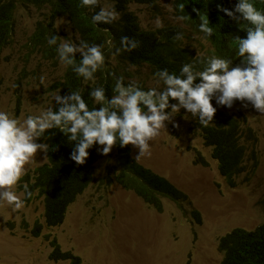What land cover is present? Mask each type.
Segmentation results:
<instances>
[{
    "label": "rangeland",
    "instance_id": "1",
    "mask_svg": "<svg viewBox=\"0 0 264 264\" xmlns=\"http://www.w3.org/2000/svg\"><path fill=\"white\" fill-rule=\"evenodd\" d=\"M173 1L132 3L129 9L143 28H157L159 18L163 26L185 29ZM103 4L111 9L109 0ZM48 19V7L17 2L11 39L0 49V111L20 121L53 108L52 97L63 79L65 66L60 59L44 58L31 43L34 31ZM53 23L61 43L79 45V36L66 16H58ZM186 42L202 56L210 53L209 43L197 34L188 33ZM129 73L157 87L150 67L131 66ZM212 104L241 120V139L247 150L245 168L230 180L219 173L211 146L196 129V118L183 108L172 113V121L179 126L166 121V129L149 142L150 157L136 159L139 150L128 145L133 159L187 194L191 207L200 213L199 222L184 213L186 206L163 198L162 210L157 211L122 187L115 179L119 168L109 169L115 163L116 145L100 160L96 175L69 204L59 225L45 224L42 197L24 200L17 186L13 190L24 200L21 210L13 212L0 201V264H69L50 257L52 239L62 251L78 255L80 264H219L222 235L236 227L253 229L264 223V114L240 101L231 108L216 100ZM46 160V153L38 150L35 161L26 166L27 173ZM36 224L41 226L39 235L33 234Z\"/></svg>",
    "mask_w": 264,
    "mask_h": 264
},
{
    "label": "trees",
    "instance_id": "2",
    "mask_svg": "<svg viewBox=\"0 0 264 264\" xmlns=\"http://www.w3.org/2000/svg\"><path fill=\"white\" fill-rule=\"evenodd\" d=\"M111 8L120 14L119 19L111 24L94 23L92 16L105 8L103 0H98L95 8L82 6L81 0H0V49L7 46L13 30L14 11L17 2L32 6H46L49 9V19L34 31L31 43L38 53L46 59L59 58L57 48L60 37L56 34L53 20L58 16H66L81 41L89 45H99L105 56L104 65L94 74L95 79L85 81L73 72L71 66L65 67L63 79L57 87L61 96L70 91H79L89 109L100 107L96 105L88 93L92 88L103 87L107 98L115 95L116 79L124 77V84L136 81L147 90L151 88L144 81H139L129 73L131 66H148L155 74L158 70L167 69L170 73L179 75L183 64L191 63L196 70H202L199 63L204 57L218 56L231 59L233 66L240 63L237 57V36H246L248 24L246 21L236 22L222 11L217 5L233 9L237 0H174L175 13L182 20L185 29L178 25H168L160 28H143L129 5L148 4L153 0H109ZM258 10L264 11V0H250ZM110 9V8H109ZM237 15H239L237 13ZM208 21L213 28V35L206 37L198 30L201 21ZM188 33L197 34L210 45L208 55H200L193 46L186 42ZM180 34L183 39H175ZM52 36L57 37L56 44L48 43ZM127 36L138 42V47L132 51L121 50L116 55V49L121 48V37ZM81 53H75L76 64L80 63ZM215 98L212 99V103ZM172 100H170V103ZM59 105L54 101L53 110ZM196 129L204 142L211 146L212 158L217 162V168L226 179H231L245 168L247 154L246 146L241 139V120L235 114L217 108L213 121L203 126L196 118ZM47 143V160L39 165L35 171L22 177L17 185L24 200L35 195L42 197L43 216L47 226H56L64 220L67 208L74 199L89 185L96 175L97 165L104 157L101 145H94L89 151V157L83 165H77L70 159L75 142H69L67 136L59 129L47 130L44 137L37 140ZM118 152L115 163L110 165V171L119 168L115 175L116 181L124 188L132 190L141 196L143 202L157 211L162 210L163 198L172 200L184 208V213L196 221H200V213L191 207L187 194L171 183L166 177L154 172L150 168L133 159L129 146L121 148L116 144ZM32 193L28 197L24 185ZM40 224H36L34 235H39ZM219 249L223 257L219 264H264V223L253 229L236 227L219 238ZM53 249L50 257L68 260L69 264H80L81 260L69 250L62 251L55 239L51 240Z\"/></svg>",
    "mask_w": 264,
    "mask_h": 264
},
{
    "label": "clouds",
    "instance_id": "3",
    "mask_svg": "<svg viewBox=\"0 0 264 264\" xmlns=\"http://www.w3.org/2000/svg\"><path fill=\"white\" fill-rule=\"evenodd\" d=\"M82 6L95 8L98 0H81ZM219 11L237 23L246 21V36L236 37L237 57L240 63L233 66L231 59L218 56L204 57L199 63L202 70H196L191 63L183 64L179 75L167 69L158 70L157 87L144 90L133 81L124 84V77L116 79L115 95L107 98L103 87L92 88L88 95L100 107L89 109L79 91L61 96L57 92L52 100L59 105L57 110L49 107L38 116L29 115L23 121L13 118L6 111H0V201L11 206L13 212L24 207V200L14 192V188L27 174V165L35 161L38 150L48 152L47 143H37L47 130L59 129L69 142H75L70 159L77 165L86 163L89 151L94 145H101V154L108 155L119 143L121 148L128 145L139 150L136 159L151 156L150 141L166 129L165 122H173L172 113L181 108L207 126L213 121L217 108L212 99L221 106L231 108L235 101L244 107L250 103L259 113L264 114V11L257 9L250 0H237L233 9L217 5ZM237 13L239 15H237ZM115 8H100L92 16L96 24H111L119 19ZM183 20L184 17H178ZM209 20H202L198 30L206 37L212 36L213 28ZM158 28L163 27L159 18ZM175 39H183L178 34ZM52 36L48 43L56 44ZM138 42L127 36L121 37V50L132 51ZM61 63L71 66L74 73L85 81L94 80V74L104 65L105 56L99 45H89L81 41L79 45L62 42L57 48ZM81 53L79 64L75 53ZM162 84L161 89L159 85ZM170 100L176 103L170 104ZM170 109V111H166ZM179 125L173 122V127ZM25 193L31 197L27 184Z\"/></svg>",
    "mask_w": 264,
    "mask_h": 264
}]
</instances>
